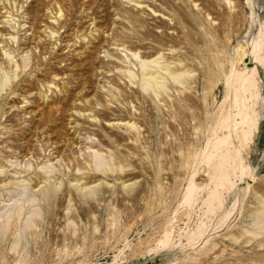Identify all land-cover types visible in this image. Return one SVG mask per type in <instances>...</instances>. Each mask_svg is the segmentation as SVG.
Here are the masks:
<instances>
[{
    "label": "rangeland",
    "instance_id": "1",
    "mask_svg": "<svg viewBox=\"0 0 264 264\" xmlns=\"http://www.w3.org/2000/svg\"><path fill=\"white\" fill-rule=\"evenodd\" d=\"M0 264H264V0H0Z\"/></svg>",
    "mask_w": 264,
    "mask_h": 264
},
{
    "label": "bare ground",
    "instance_id": "2",
    "mask_svg": "<svg viewBox=\"0 0 264 264\" xmlns=\"http://www.w3.org/2000/svg\"><path fill=\"white\" fill-rule=\"evenodd\" d=\"M252 55L254 56V58H255V61H257L258 60V58H257V55H256V51H255V49L252 51ZM237 80H239V86H238V88H236V89H234V95H233V105H234V107L237 109V114H236V116H238L239 117V122L237 123V125H241V126H245V128H244V130H243V133L244 134H247V132H248V129L249 128H251L252 126H253V122H251V120H250V118H249V116H248V111H247V109H248V107H247V105H245V101H246V98H245V96L250 92V89H253L254 88V84H253V81L252 80H249L245 75H243V74H240V75H238V79ZM233 123H235V122H233ZM240 128V127H239ZM249 133V132H248ZM238 135V134H237ZM236 135V136H237ZM245 137V136H244ZM247 137V136H246ZM240 140V139H239ZM223 141H220V144L222 143ZM219 143V142H218ZM228 143V142H227ZM225 144V143H224ZM224 146V145H223ZM227 147H228V145H226ZM225 147V146H224ZM223 147V148H224ZM222 150V149H221ZM224 150V149H223ZM222 152V151H221ZM223 154V153H222ZM238 156V155H237ZM229 157V156H228ZM239 157V156H238ZM226 159H227V157H225ZM222 159V158H221ZM225 159V160H226ZM238 159V158H237ZM239 159H240V157H239ZM223 160V159H222ZM225 160H224V163H225ZM236 160V159H235ZM229 161H230V159H229ZM228 161V162H229ZM234 161V160H233ZM238 161V160H237ZM236 161V162H237ZM222 162V161H221ZM227 162V161H226ZM227 162V163H228ZM232 162V161H231ZM240 162V161H239ZM241 163V162H240ZM219 164V163H218ZM234 164V163H233ZM232 164V165H233ZM238 164V163H237ZM220 165V164H219ZM220 166H224V164L222 165H220ZM234 166V165H233ZM233 166H227V167H233ZM241 167V166H240ZM218 168H220V167H218ZM224 168V167H223ZM229 168V169H230ZM225 169V168H224ZM232 169V168H231ZM237 169V168H236ZM238 170V169H237ZM241 170H242V167H241ZM240 170V171H241ZM227 171V170H226ZM239 171V170H238ZM243 171L244 170H242V173H243ZM217 172V171H216ZM240 175H241V173H240ZM215 176V175H214ZM224 178H225V175L223 176ZM216 178V177H215ZM220 178V177H219ZM223 179V178H222ZM223 182V181H222ZM220 185H221V178L220 179H218V183H217V185H216V188L214 189V191L212 192V194H210V195H212L213 197H215L216 198V191H217V189H218V187H220ZM211 192V191H210ZM191 194H192V185L190 184L189 186H187V188H186V197H187V200L188 201H190V198H191ZM211 197V196H210ZM210 199V198H209ZM211 202V201H210ZM166 241H167V239H166ZM165 241H163V243H164ZM166 244V243H165ZM165 244H162L163 246L165 245ZM161 245V246H162ZM167 245V244H166ZM162 246V247H163Z\"/></svg>",
    "mask_w": 264,
    "mask_h": 264
}]
</instances>
